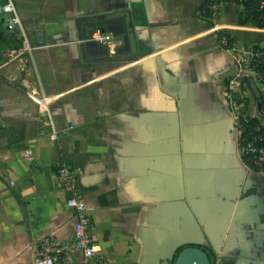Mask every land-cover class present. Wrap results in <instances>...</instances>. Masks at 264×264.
<instances>
[{"label":"crops","instance_id":"obj_1","mask_svg":"<svg viewBox=\"0 0 264 264\" xmlns=\"http://www.w3.org/2000/svg\"><path fill=\"white\" fill-rule=\"evenodd\" d=\"M13 2L33 49L0 56V264H36L50 235L80 263L61 162L112 264H173L186 246L264 264V169L238 145L240 119L264 124V27L236 1L211 16L205 0ZM102 27L122 39L89 41Z\"/></svg>","mask_w":264,"mask_h":264},{"label":"built area","instance_id":"obj_2","mask_svg":"<svg viewBox=\"0 0 264 264\" xmlns=\"http://www.w3.org/2000/svg\"><path fill=\"white\" fill-rule=\"evenodd\" d=\"M227 1H237L240 4L245 0H210L208 7L215 11L221 4ZM258 19L264 21V0H254ZM0 15H5L4 26L7 31L13 32L21 41L17 47L9 48L0 53L7 60L17 59L25 54L31 53L33 47L30 45L13 0H0ZM89 41L112 46L113 37L110 33L96 30L88 39ZM263 52L257 51L254 57H262ZM264 61V59H263ZM256 80L264 85V70L257 71ZM243 122L247 123L246 118ZM240 133L238 145L242 157L252 169H264V124L243 125L241 119L238 121ZM57 132L50 134V139L55 140ZM56 177L61 188L67 193L66 204L73 212V241L75 247L81 253L79 264H112L104 255L96 249L91 234L92 220L88 213L86 202L81 198L78 191V179L75 172L64 162L58 164ZM36 264H72L73 256L68 244L59 241L54 236L43 239L35 249Z\"/></svg>","mask_w":264,"mask_h":264},{"label":"trees","instance_id":"obj_3","mask_svg":"<svg viewBox=\"0 0 264 264\" xmlns=\"http://www.w3.org/2000/svg\"><path fill=\"white\" fill-rule=\"evenodd\" d=\"M210 0H205L202 8L204 10V13L206 16H211L213 11L208 7ZM237 2V1H236ZM255 1L254 0H245L241 5L243 6L242 12L239 14L238 21L242 24L245 23H252L257 27H264V21L258 19L257 17V11L255 10ZM239 3V2H237ZM240 4V3H239ZM223 33L218 32V36L221 37ZM21 43L20 39L16 37V35L13 32H9L4 27V19L0 17V53L2 51H5L12 47H17ZM261 51L264 53V49H255L253 52ZM264 54L262 57H254L251 61V66L256 69L257 71H263L264 70ZM248 121L247 123L243 122V119H241L243 125L247 124H256L259 123L254 118H246Z\"/></svg>","mask_w":264,"mask_h":264},{"label":"water","instance_id":"obj_4","mask_svg":"<svg viewBox=\"0 0 264 264\" xmlns=\"http://www.w3.org/2000/svg\"><path fill=\"white\" fill-rule=\"evenodd\" d=\"M108 31L113 33L112 26L109 25L107 27ZM101 31L105 32L106 29L104 27L101 28ZM38 34H42L43 32L39 31L36 35V38L39 41H43V37H39ZM41 36V35H40ZM118 39H122L120 35H114L113 40L116 42ZM173 264H212L206 251L196 246H186L180 249L175 256Z\"/></svg>","mask_w":264,"mask_h":264}]
</instances>
